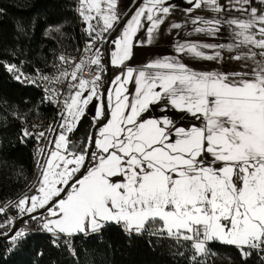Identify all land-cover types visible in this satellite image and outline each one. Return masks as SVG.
Returning a JSON list of instances; mask_svg holds the SVG:
<instances>
[{
  "label": "snow or ice",
  "instance_id": "obj_1",
  "mask_svg": "<svg viewBox=\"0 0 264 264\" xmlns=\"http://www.w3.org/2000/svg\"><path fill=\"white\" fill-rule=\"evenodd\" d=\"M256 3L260 7L254 0H187L189 16L198 9L240 13L190 21L195 27L188 35L216 37L227 25L232 42L177 41V55L133 67L134 48L158 38L176 5L132 0L122 13L119 0H79L89 38L84 54L78 61L59 56L55 76L37 70L41 81L66 86L45 88L48 101L62 105L59 127L22 129L21 142H47L38 149L40 172L32 194L0 206V215L11 208L19 219L28 217L25 225L36 221L53 244L115 224L129 236L190 242L192 264H204L198 258L210 254L213 242L235 246L243 261L254 251L264 259V0ZM183 26L172 23L169 31ZM141 32L146 41L138 39ZM226 54L238 62L231 70ZM184 57L224 68L197 70ZM109 65L119 71L105 88ZM6 67L17 82L36 85L17 65ZM85 70L93 75L86 77ZM90 106L97 135L72 148L71 134ZM156 109L161 115H152ZM181 119L198 123L186 127L177 123ZM16 218L0 222V236L13 247L28 234L16 227Z\"/></svg>",
  "mask_w": 264,
  "mask_h": 264
},
{
  "label": "trees",
  "instance_id": "obj_2",
  "mask_svg": "<svg viewBox=\"0 0 264 264\" xmlns=\"http://www.w3.org/2000/svg\"><path fill=\"white\" fill-rule=\"evenodd\" d=\"M74 6V0H0V204L18 198L36 174L37 141L21 142L22 129L49 123L53 116L40 90L17 82L6 65L24 61L42 68L55 60L60 47L77 46L81 36ZM221 34L230 36L226 27ZM118 71L112 67L111 77ZM52 241L51 234L40 229H33L15 247L0 239V264H192L194 254L190 242L129 236L115 224L99 233ZM208 247L212 256L204 264H264L254 252L243 261L235 246L213 242Z\"/></svg>",
  "mask_w": 264,
  "mask_h": 264
},
{
  "label": "rangeland",
  "instance_id": "obj_3",
  "mask_svg": "<svg viewBox=\"0 0 264 264\" xmlns=\"http://www.w3.org/2000/svg\"><path fill=\"white\" fill-rule=\"evenodd\" d=\"M131 2L132 0H119V6H118L119 10L121 12L123 10L127 11ZM169 2L176 5L175 9L172 12V15L168 18L165 25L162 26L160 35L151 45H148L147 43H145L144 46L134 48L133 50L134 55L132 59L128 61V63L131 66L142 67L143 65H145L151 60L162 58L164 56L177 55L175 51V45L177 41L181 43L185 41H193V42H200V43H230L232 42L231 29L228 28L227 25H224V26L228 29L230 33V36L228 38L224 37V35L222 36L221 32L216 37H210V36H205L203 34H195V33L193 35H188L187 33L192 32L193 27H195L194 25L190 23V21L192 18H194L197 15L203 16L208 19L213 18L215 16L218 19L227 20L235 16H240L241 15L240 13L235 12V11H229V12L221 13L217 15L206 9H198L189 16L185 14V9L189 7V5L187 4V0H169ZM220 2L222 4H226L227 0H220ZM254 6L260 7V5L256 3V0H254ZM131 11H135V8H132ZM131 11H128L129 16L131 15ZM172 23H181L184 26L181 29H172L171 31H169L170 25ZM138 39L146 41V34L144 32H141L138 35ZM184 61L197 70L207 71V70H213L214 68L223 70L224 68V65L222 64L217 65L215 62H211V61L191 60L188 57H184ZM104 62L107 64L106 55L104 56ZM225 63L229 65V69L231 70V68L235 67L238 62L228 61L227 54H226ZM111 69H112V66H111ZM107 73H108V78L106 79V77L104 76V80H105L104 87L105 88H107L108 81H109V70L107 71ZM129 91L130 92L132 91V86H130ZM94 113H95V108L90 106L88 110V114L81 120L80 125L78 126L76 132L71 134L70 138L72 139L73 143L72 145H70V147L79 149L83 147V142L87 135H93L94 131H95V134L97 135L96 128L92 127V115ZM170 114L173 115L174 117L176 115H179L178 113H170ZM152 115L159 116L161 115V113L159 109H156L153 111ZM177 123L182 124L187 127L191 123H198V122H195L189 119H181V120H178ZM34 125H37L38 127L33 128V126H30V127L27 126V128H29L32 131H41V130H45L49 126V124L41 123V122L34 123ZM53 126L58 129L59 124H53ZM46 143H47L46 141L37 142V162L38 161L42 162V158L38 155V149L44 148ZM90 150L91 149H89V151ZM46 155H47V152H45V156ZM39 172H40V168L37 167L35 180L32 181V185L30 186V189L25 193L29 195L32 194V189H33V186L36 184ZM2 205L3 204H0V206ZM12 216L17 217L16 224L21 220L19 219L16 211L14 209L9 208L5 214L0 215V222H4L6 221V219ZM26 220H28V218L23 219L18 228L26 227L28 229V233L31 232L33 229H39L36 221H28L27 225H25L24 221ZM13 230L14 228L12 229V231ZM61 238H63V236ZM208 249L210 250L209 247ZM210 256H212L211 251H210V254L206 255V257H199L198 259H202L204 262H208L210 259Z\"/></svg>",
  "mask_w": 264,
  "mask_h": 264
},
{
  "label": "built area",
  "instance_id": "obj_4",
  "mask_svg": "<svg viewBox=\"0 0 264 264\" xmlns=\"http://www.w3.org/2000/svg\"><path fill=\"white\" fill-rule=\"evenodd\" d=\"M74 1H75L74 12H75L76 17H77V23H78L79 33L81 36V42L75 47H70V46L60 47V49L58 50V52L56 54L55 60L52 63H49L42 68H32V67H30L29 64H27L24 61L12 63V64L17 65V67L21 71H23L24 74L26 76H28L29 78L37 79L36 85L30 84V83H24V85L40 90V92L42 93V95L45 98V101L52 107L53 116H52V120L49 123H47L49 125L50 124L53 125L54 122H56V124H59L60 121H59V117H58V112L62 108V105H56L54 103L49 102L47 99L48 94L45 92V88L46 87H56V88H61V89L66 90V86L60 85V84L53 85V84H49L48 81H41L38 78L37 70H39L40 74L47 75V76H55L58 74L56 66L60 64V61L58 60L59 56L64 55L65 57H71V58H74L75 60L78 61L81 58V56L84 54L83 49H84L85 44L89 38L86 35V33L84 32V22L82 21V18L78 14L77 9L79 7V0H74ZM104 47H105V45L103 46V48ZM7 65H9V64H7ZM6 72L14 77L13 73H10L7 71V67H6ZM84 75L86 77H91L93 75V73L91 71L85 70ZM36 172H37V168H36ZM35 176H36V174H35ZM34 180H35V177H34L33 181ZM31 185H32V182L29 183L28 187L18 196V198H16L15 200H12V201L18 200L25 192H27L30 189ZM7 203H4L2 206H5ZM11 249H12V246L9 247L7 252H10ZM254 253H256V252L254 251ZM256 254L261 258L262 261H264V259H262V254H258V253H256Z\"/></svg>",
  "mask_w": 264,
  "mask_h": 264
},
{
  "label": "water",
  "instance_id": "obj_5",
  "mask_svg": "<svg viewBox=\"0 0 264 264\" xmlns=\"http://www.w3.org/2000/svg\"><path fill=\"white\" fill-rule=\"evenodd\" d=\"M108 47H109V45H107L106 46V49H108ZM107 63H108V60H107ZM108 70H109V80H111V65H109L108 66ZM107 87H108V85H107ZM96 134H95V131L93 132V135L92 136H95ZM91 151V150H90ZM28 217H25L24 219H27ZM22 222V220H20L17 224H16V227L18 228L19 227V225H20V223ZM13 231H15V228H14V230ZM12 231V232H13ZM0 239H3V240H9V238L8 237H0Z\"/></svg>",
  "mask_w": 264,
  "mask_h": 264
},
{
  "label": "flooded vegetation",
  "instance_id": "obj_6",
  "mask_svg": "<svg viewBox=\"0 0 264 264\" xmlns=\"http://www.w3.org/2000/svg\"><path fill=\"white\" fill-rule=\"evenodd\" d=\"M113 35H114V34H113ZM106 46H107V45H105V49H106ZM105 53H106V59L108 60L107 52H105Z\"/></svg>",
  "mask_w": 264,
  "mask_h": 264
},
{
  "label": "bare ground",
  "instance_id": "obj_7",
  "mask_svg": "<svg viewBox=\"0 0 264 264\" xmlns=\"http://www.w3.org/2000/svg\"><path fill=\"white\" fill-rule=\"evenodd\" d=\"M126 2V1H125ZM124 3V2H123ZM123 5V4H122ZM125 6V5H124Z\"/></svg>",
  "mask_w": 264,
  "mask_h": 264
},
{
  "label": "crops",
  "instance_id": "obj_8",
  "mask_svg": "<svg viewBox=\"0 0 264 264\" xmlns=\"http://www.w3.org/2000/svg\"><path fill=\"white\" fill-rule=\"evenodd\" d=\"M223 27H225V26H223Z\"/></svg>",
  "mask_w": 264,
  "mask_h": 264
}]
</instances>
